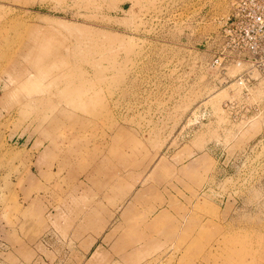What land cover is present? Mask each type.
<instances>
[{"label":"rangeland","instance_id":"rangeland-1","mask_svg":"<svg viewBox=\"0 0 264 264\" xmlns=\"http://www.w3.org/2000/svg\"><path fill=\"white\" fill-rule=\"evenodd\" d=\"M229 9L0 0V264H112L124 213L159 229L145 264H264V76L233 85Z\"/></svg>","mask_w":264,"mask_h":264},{"label":"built area","instance_id":"built-area-1","mask_svg":"<svg viewBox=\"0 0 264 264\" xmlns=\"http://www.w3.org/2000/svg\"><path fill=\"white\" fill-rule=\"evenodd\" d=\"M221 55L238 69L233 85L248 91L253 73L264 76V0H230Z\"/></svg>","mask_w":264,"mask_h":264},{"label":"crops","instance_id":"crops-1","mask_svg":"<svg viewBox=\"0 0 264 264\" xmlns=\"http://www.w3.org/2000/svg\"><path fill=\"white\" fill-rule=\"evenodd\" d=\"M157 213H160V211ZM122 215H124L125 220L122 224L110 225V228H107V224L103 227L102 234H104L105 239L110 238V243L107 248L103 245L99 246L101 249L107 250L112 264H145L149 262L160 251V249H157L160 242L158 239L159 229L154 228V232H150L148 227L152 223L151 219L147 221L146 218L143 225L137 222L133 214L127 216L124 213ZM86 224L89 229L86 234L96 235L93 218L88 217ZM99 234L101 233L99 232ZM153 248H155V251H151ZM159 258L156 259V264H160L161 258ZM154 260L152 259V261Z\"/></svg>","mask_w":264,"mask_h":264}]
</instances>
